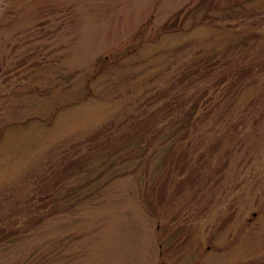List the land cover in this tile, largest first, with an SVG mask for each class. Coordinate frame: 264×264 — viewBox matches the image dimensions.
<instances>
[{
	"label": "rangeland",
	"instance_id": "obj_1",
	"mask_svg": "<svg viewBox=\"0 0 264 264\" xmlns=\"http://www.w3.org/2000/svg\"><path fill=\"white\" fill-rule=\"evenodd\" d=\"M0 264H264V0H0Z\"/></svg>",
	"mask_w": 264,
	"mask_h": 264
}]
</instances>
